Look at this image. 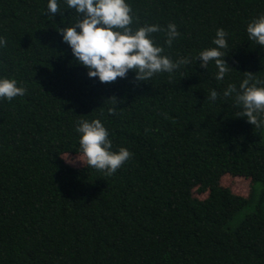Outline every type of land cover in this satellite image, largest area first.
Wrapping results in <instances>:
<instances>
[{"label":"trees","instance_id":"trees-1","mask_svg":"<svg viewBox=\"0 0 264 264\" xmlns=\"http://www.w3.org/2000/svg\"><path fill=\"white\" fill-rule=\"evenodd\" d=\"M127 2L133 29L159 25L162 55L190 63L101 83L62 40L78 19L66 0L55 14L48 0H0V77L26 89L0 100V264H264V125L242 117L235 94L223 97L248 73L264 87V47L246 31L264 0ZM169 24L179 32L171 46ZM219 28L222 81L198 60ZM92 119L114 151L132 153L111 175L64 159L79 152L77 121ZM230 178L250 181L249 194L223 186Z\"/></svg>","mask_w":264,"mask_h":264},{"label":"clouds","instance_id":"clouds-1","mask_svg":"<svg viewBox=\"0 0 264 264\" xmlns=\"http://www.w3.org/2000/svg\"><path fill=\"white\" fill-rule=\"evenodd\" d=\"M67 8L75 10L78 19L75 24L65 27L59 32L62 40L72 52L75 61L88 70L90 78H98L101 83L115 82L125 79L132 71L136 81L145 82L158 73H173L181 65L190 63L189 58H181L173 62L162 55L163 48L155 46L151 34L161 31L159 25H145L137 29L133 23L132 8L127 0H66ZM59 11L58 0H48V12ZM250 41L264 47V14L254 19L246 29ZM179 36L175 24L167 26V41L171 46ZM228 33L219 28L212 43L215 47L203 49L198 54L201 67L208 68L214 62L217 72L215 79L224 80L230 66L225 60L222 50L228 47ZM6 41L0 37V47ZM239 89L235 85L223 90V97L234 95L235 103L242 109V117L256 127L264 125V87L260 82L252 83V75L248 73ZM26 89L18 85L14 78L0 77V100L11 101L23 96ZM220 94L210 89L207 100L214 103ZM78 134L79 152L76 157L65 159L72 166L87 165L106 172L115 173L132 153L127 148L113 150L110 132L100 119L79 120L75 128Z\"/></svg>","mask_w":264,"mask_h":264},{"label":"rangeland","instance_id":"rangeland-1","mask_svg":"<svg viewBox=\"0 0 264 264\" xmlns=\"http://www.w3.org/2000/svg\"><path fill=\"white\" fill-rule=\"evenodd\" d=\"M71 157H76L77 155H70ZM65 159L68 158V155H65L64 156ZM69 164V163H68ZM84 165H81V164H77L76 166L74 167H82ZM222 184L223 186L225 187H229L231 188L233 191L239 193V194H243L245 196H247L250 192V187H251V184H250V181H247V180H242V179H236V178H230V179H225V180H222ZM255 187L256 188H260V184L257 183L255 184ZM245 214V211H242L240 212L234 219L233 221L231 222V226L233 225H236L240 220H242L243 216Z\"/></svg>","mask_w":264,"mask_h":264}]
</instances>
